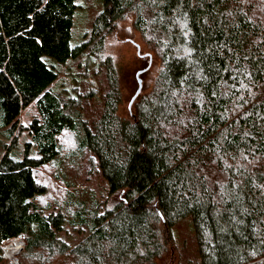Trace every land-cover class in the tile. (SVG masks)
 I'll return each instance as SVG.
<instances>
[{
  "label": "trees",
  "instance_id": "trees-1",
  "mask_svg": "<svg viewBox=\"0 0 264 264\" xmlns=\"http://www.w3.org/2000/svg\"><path fill=\"white\" fill-rule=\"evenodd\" d=\"M76 8L0 0V264L15 237L17 264H264V0H102L71 42ZM128 16L156 72L123 114L106 41Z\"/></svg>",
  "mask_w": 264,
  "mask_h": 264
},
{
  "label": "rangeland",
  "instance_id": "rangeland-1",
  "mask_svg": "<svg viewBox=\"0 0 264 264\" xmlns=\"http://www.w3.org/2000/svg\"><path fill=\"white\" fill-rule=\"evenodd\" d=\"M75 2L77 3V8L75 10L74 25L72 30L73 38L71 42L79 40L82 33L87 35L84 37L82 36V38L88 37L91 24L95 16L102 9V0H75ZM132 24V16H128L119 21L117 31L114 32V34H110L106 41V52L111 54V56L115 59V62H117L120 67L122 101L119 106V112L123 114L127 112L128 102L137 88L135 73L145 64V59H140V57L137 56V43L141 45V50H139L141 55L151 49V46L145 43V40L140 37V33L133 29ZM151 52L153 53L154 57L157 56L155 51ZM148 55L149 54H146L149 61ZM70 66L72 67V71H74V73L81 69L78 68L77 61L71 62ZM153 72H156V69H153L152 67V69L146 73L143 78H141L143 85L149 86L151 79L154 77ZM68 76L69 75L64 73V70L62 69L55 87H68ZM102 81L104 82V79L97 77V84L101 83ZM59 82L64 84H61L59 87ZM88 87H90V84L85 80H83L79 85L80 90L87 89ZM69 168H71L72 171L78 169V185L85 187L86 191L87 189L93 190L97 198H104L105 183L95 171L93 173L88 172L90 165L86 159H81L78 163L72 165ZM175 235L179 246L182 248V251L189 255L192 251V248H194L190 223H188V221L181 222L175 229ZM61 236L67 238L70 241H75L81 237V234L69 228L68 232L62 233ZM13 243L14 241L12 240H8L4 243L2 247L3 256L7 258L11 264H17L18 253L22 250L24 244L20 245V248L15 251L16 254L9 256L7 248Z\"/></svg>",
  "mask_w": 264,
  "mask_h": 264
},
{
  "label": "water",
  "instance_id": "water-1",
  "mask_svg": "<svg viewBox=\"0 0 264 264\" xmlns=\"http://www.w3.org/2000/svg\"><path fill=\"white\" fill-rule=\"evenodd\" d=\"M137 48H138L137 53L140 54V52H139V47L137 46ZM150 63H151V56H149V64H148V66H147L146 68H148V67L150 66ZM142 71H143L142 69H139V70H137L136 73H135L136 81H137V88H136L134 94L132 95V97L130 98V100H129V102H128V108H130V106H131L133 100H134L135 97L139 94V92H140V90H141V87H142V79H141V77H140V74H141Z\"/></svg>",
  "mask_w": 264,
  "mask_h": 264
},
{
  "label": "built area",
  "instance_id": "built-area-1",
  "mask_svg": "<svg viewBox=\"0 0 264 264\" xmlns=\"http://www.w3.org/2000/svg\"><path fill=\"white\" fill-rule=\"evenodd\" d=\"M22 238L20 237H15V238H12V239H9V240H12L14 241V243L12 245H10L11 249L9 250L10 252H8L9 256H12L15 251L20 248V245L24 244V241L21 240ZM8 241V240H7ZM8 249V248H7ZM12 250V251H11Z\"/></svg>",
  "mask_w": 264,
  "mask_h": 264
},
{
  "label": "bare ground",
  "instance_id": "bare-ground-1",
  "mask_svg": "<svg viewBox=\"0 0 264 264\" xmlns=\"http://www.w3.org/2000/svg\"><path fill=\"white\" fill-rule=\"evenodd\" d=\"M10 249H11V247L9 246V247H8V251H7V252H10V251H9ZM11 251H12V250H11ZM14 254H16V253H14Z\"/></svg>",
  "mask_w": 264,
  "mask_h": 264
}]
</instances>
